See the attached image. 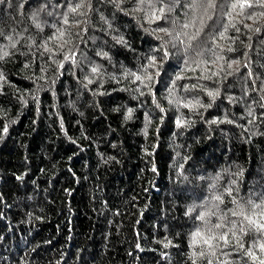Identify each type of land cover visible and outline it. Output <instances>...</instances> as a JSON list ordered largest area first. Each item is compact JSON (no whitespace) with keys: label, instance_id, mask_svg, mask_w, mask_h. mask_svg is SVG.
<instances>
[{"label":"trees","instance_id":"obj_1","mask_svg":"<svg viewBox=\"0 0 264 264\" xmlns=\"http://www.w3.org/2000/svg\"><path fill=\"white\" fill-rule=\"evenodd\" d=\"M237 2H0V264L264 260L232 215L264 223V0Z\"/></svg>","mask_w":264,"mask_h":264},{"label":"snow or ice","instance_id":"obj_2","mask_svg":"<svg viewBox=\"0 0 264 264\" xmlns=\"http://www.w3.org/2000/svg\"><path fill=\"white\" fill-rule=\"evenodd\" d=\"M0 2H3V0H0ZM141 2L143 3V0H141ZM82 6H83L82 4H78V5H76V7L71 8L70 11L76 12ZM251 6L252 5L248 2V0H238L237 3H233L232 4V8L234 10L237 9V8H240L241 10H243L245 7H251ZM160 11L163 12V9H160ZM262 15H264V14H262ZM157 18H159V17H157ZM249 18H251V17H249ZM65 23H67V20H65ZM61 36H63V33H61ZM7 54H8L7 52H4L3 53V55H5V56ZM65 59H68V57H65ZM95 71H97V69L93 68V72H95ZM147 79L151 80L152 78L151 77H147ZM136 80H141V77L140 76H136ZM209 95H215V94L214 93H209ZM185 107H188V105H185ZM129 112H131V110H129ZM177 124L179 125L180 124V121H177ZM4 131L6 132L7 131V128H5ZM216 199L219 200L220 197H216ZM253 207L254 208H261L262 209L261 216H264V206H261V205H253ZM232 215H234V216H237V215L242 216L243 217V220L247 221V223H248L249 231H252V232H255V233L264 234V223L258 222L256 220L252 219V217H250L249 215H247L243 211V209H241L240 212H233ZM199 219L204 220V216H200ZM215 227L216 228H220V227H222V225L221 224H217V225H215ZM229 231L232 232L233 239L236 241V243L239 245V247L243 248L244 247V244L240 241L239 238H237L236 232L233 231L232 229H230ZM240 232L241 233H244V229L241 228L240 229ZM245 234H247V233H245ZM197 237H201V232L200 231H197L194 234V237H193L194 244L197 242L196 241V238ZM215 239H217V237L209 236L208 238L204 239L203 242H204V244L209 245V247H212L211 241L212 240H215ZM219 239L220 240H223L225 244L229 243L228 234L227 233H225L224 235L220 236ZM260 248H261L262 251H264V243L260 244ZM212 254L214 255V253H212ZM200 255L201 256H204L205 254L203 252H201ZM248 255L253 256V258L255 259V255L252 252H248ZM208 264H212V262L209 261ZM260 264H264V260H261L260 261Z\"/></svg>","mask_w":264,"mask_h":264}]
</instances>
